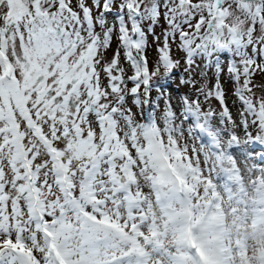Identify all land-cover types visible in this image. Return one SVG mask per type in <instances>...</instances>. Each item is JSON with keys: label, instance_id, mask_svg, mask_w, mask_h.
<instances>
[{"label": "snow or ice", "instance_id": "obj_1", "mask_svg": "<svg viewBox=\"0 0 264 264\" xmlns=\"http://www.w3.org/2000/svg\"><path fill=\"white\" fill-rule=\"evenodd\" d=\"M0 264H264V0H0Z\"/></svg>", "mask_w": 264, "mask_h": 264}]
</instances>
